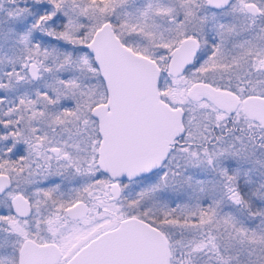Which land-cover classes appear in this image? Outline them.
Here are the masks:
<instances>
[{"label":"snow or ice","instance_id":"snow-or-ice-1","mask_svg":"<svg viewBox=\"0 0 264 264\" xmlns=\"http://www.w3.org/2000/svg\"><path fill=\"white\" fill-rule=\"evenodd\" d=\"M0 264H264V0H0Z\"/></svg>","mask_w":264,"mask_h":264}]
</instances>
